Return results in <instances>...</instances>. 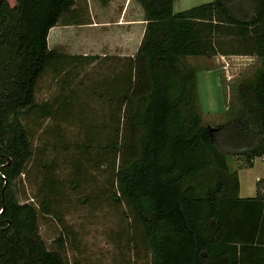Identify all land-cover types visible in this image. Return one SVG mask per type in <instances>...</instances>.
I'll list each match as a JSON object with an SVG mask.
<instances>
[{"label": "trees", "instance_id": "1", "mask_svg": "<svg viewBox=\"0 0 264 264\" xmlns=\"http://www.w3.org/2000/svg\"><path fill=\"white\" fill-rule=\"evenodd\" d=\"M134 1L143 32L112 77L116 83L107 85L120 113L104 143L88 132L73 145L72 177L84 173V162L109 172L111 199L134 231L135 261L264 264V179L255 183L254 196L239 198L237 178V168L264 154V0H211L178 12L173 0ZM74 4L0 0V264H65L37 227L59 182L51 162L36 159L20 117L59 114L53 102H36V82L48 68L58 73L95 58L47 46L57 23L84 24ZM215 55L253 56L258 66L236 86L226 120L207 126L197 103V68L188 59ZM28 161L42 172L37 203L19 201L14 188Z\"/></svg>", "mask_w": 264, "mask_h": 264}, {"label": "rangeland", "instance_id": "2", "mask_svg": "<svg viewBox=\"0 0 264 264\" xmlns=\"http://www.w3.org/2000/svg\"><path fill=\"white\" fill-rule=\"evenodd\" d=\"M188 7L174 5L175 12ZM74 10L84 24L57 23L48 31L47 46L62 53L95 55V58L86 64L66 66L58 73L48 68L36 82V102H53L59 114L42 119L36 113L20 117L36 159L40 158L48 164L51 162L50 172L59 182L58 191L48 206L49 214L38 215V234L48 249L61 251L65 264H144L147 259L141 257L135 261L134 250L130 248V237L134 231L123 206L111 199L110 188L105 181L110 176L109 172L103 165L94 168L84 162V173L73 178L74 172L70 166V162L77 157L73 145L80 143L88 132L97 135L99 144L112 134L111 120L120 112L115 110V100H109L114 95L109 86L116 83L112 77L120 72L126 62L125 57L109 55L113 51L107 48L121 46L122 34L133 32L134 41L129 38L128 44L132 45L130 52L134 54L142 12L134 0H107L106 3L75 0ZM98 54H104V57ZM213 60L188 59L197 68V103L201 119L207 126L226 120L224 107L230 101L234 102L239 74L250 77L258 66L253 61L242 69L238 67L240 72L238 69H227L230 78L223 79L221 73L223 80L216 87L211 75L205 74L204 68L201 69L203 66H219ZM28 162L25 173L16 179L14 188L19 201L37 203L35 192L42 172L39 166ZM253 162L251 167L237 168L240 194L253 191V178L257 174H264V161L258 157ZM228 163L233 168L238 161L232 158ZM103 187L109 189L104 191ZM55 215L59 216L60 221ZM58 238L61 244H57ZM141 249H138L139 254H142Z\"/></svg>", "mask_w": 264, "mask_h": 264}, {"label": "crops", "instance_id": "3", "mask_svg": "<svg viewBox=\"0 0 264 264\" xmlns=\"http://www.w3.org/2000/svg\"><path fill=\"white\" fill-rule=\"evenodd\" d=\"M206 0H173L172 2V9L173 11H177L174 9V5H178V6H183L184 8L185 7H188V6H193L195 4H198V3H201V2H204ZM131 23V22H130ZM143 27H144V21L142 20L140 22V24H138V31H137V42L135 44V48L133 50V53L135 52L138 44H139V41H140V38H141V35H142V32H143ZM123 37H121V46H117V47H114V48H107V50H112V54L110 53L109 55H112L114 56L115 58H118V57H132V45H129L128 44V39L131 38L132 41H134V38H133V32H130L128 33L127 31L122 34ZM81 55H86V54H81ZM100 55V54H98ZM101 57H104V54H101L100 55ZM198 58H202V57H198ZM210 58H213L215 61V63H218L219 66L217 67H213V66H203L201 67L204 68L203 70L205 71V74L206 73H209L211 75V79L213 81V84L214 86H220L221 85V81L224 79V77L226 78V80H228L230 78V75L229 73L227 72V69L230 70V71H234L236 69H238V71L240 72V69L238 67H241V69L245 66H247L248 64L250 63H254L255 61L257 62V65H258V60L257 58L253 57V56H241V55H228V56H220V55H215L213 57H210ZM203 59H206L207 58H203ZM254 61V62H253ZM255 62V63H256ZM239 64H241L239 66ZM244 64V65H242ZM256 68V67H255ZM254 68V69H255ZM222 73V76H223V79L221 78L222 76L220 75ZM196 76V74H195ZM239 83L243 80V79H246V78H249V77H243L242 74H239ZM215 82V83H214ZM225 111L227 109V107H224ZM214 124H218L217 123H214ZM214 124H210V125H214ZM254 163V162H253ZM252 163V165H253ZM264 163V162H263ZM238 178V176H237ZM259 179H264V174L261 173V174H257L255 175V177L253 178L254 180V190L251 191L250 193H247V194H240L239 193V180H238V197L239 198H244V197H252L254 196L255 194V183L259 180Z\"/></svg>", "mask_w": 264, "mask_h": 264}, {"label": "built area", "instance_id": "4", "mask_svg": "<svg viewBox=\"0 0 264 264\" xmlns=\"http://www.w3.org/2000/svg\"><path fill=\"white\" fill-rule=\"evenodd\" d=\"M262 161H264V154L259 157Z\"/></svg>", "mask_w": 264, "mask_h": 264}, {"label": "water", "instance_id": "5", "mask_svg": "<svg viewBox=\"0 0 264 264\" xmlns=\"http://www.w3.org/2000/svg\"><path fill=\"white\" fill-rule=\"evenodd\" d=\"M212 128H208V130L210 131Z\"/></svg>", "mask_w": 264, "mask_h": 264}]
</instances>
